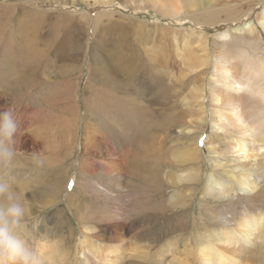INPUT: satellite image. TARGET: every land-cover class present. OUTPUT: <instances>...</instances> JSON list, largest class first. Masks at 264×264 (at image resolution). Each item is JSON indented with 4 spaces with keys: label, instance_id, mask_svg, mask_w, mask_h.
<instances>
[{
    "label": "rangeland",
    "instance_id": "rangeland-1",
    "mask_svg": "<svg viewBox=\"0 0 264 264\" xmlns=\"http://www.w3.org/2000/svg\"><path fill=\"white\" fill-rule=\"evenodd\" d=\"M176 1L0 0V264H199L212 233L264 213V146L237 152L212 102L221 50L264 51V0Z\"/></svg>",
    "mask_w": 264,
    "mask_h": 264
},
{
    "label": "bare ground",
    "instance_id": "bare-ground-1",
    "mask_svg": "<svg viewBox=\"0 0 264 264\" xmlns=\"http://www.w3.org/2000/svg\"><path fill=\"white\" fill-rule=\"evenodd\" d=\"M155 1L160 3L164 13H176L175 8L178 7L177 1L176 6L173 3L174 0ZM94 2H97V0H94ZM192 2L193 4H197V2L199 5L201 4L199 0H192ZM259 20L260 25L264 29V11L259 17ZM241 31L242 34L240 35H243V32H247L248 34H253V32H255L252 25L244 26ZM125 37H127V35ZM123 40L125 41V39ZM196 46L198 48L201 47L202 50L205 49V43L203 42L196 44ZM242 46V42L240 41L237 47L228 49L226 53L222 50L220 51L218 59L215 60L216 74L213 79L217 86L212 93V102L216 109L221 111L216 110L214 112V115L219 117L218 121L227 120L234 131L242 135L241 139L237 141L239 144L237 152L239 153H243L245 147L249 143H251V145L253 144L250 149L251 151H256L264 146V51H259L256 47L251 49L252 56H250L249 49ZM198 48L196 50L193 49V51L191 49H185L188 53H186L184 57L186 63L194 60L196 62L200 61V58L196 55ZM113 54L116 58V53ZM117 57L121 58L118 52ZM29 61L27 62H32ZM230 63H233L235 66H240L241 79H236L238 74L232 66H229ZM109 86L113 89L117 87L115 84L111 83ZM246 116L256 118L253 119V121H249L246 119ZM240 146H242V148ZM244 155H247V153ZM255 157H258V155L255 154ZM253 178L254 177L248 172H241L240 175L235 178L231 177L237 191L240 194H246V196H251L257 192V184ZM225 186L224 183L216 180L214 176H210L207 182V196L209 199H214L215 196L218 197V199H227L230 190L229 188L223 189ZM209 238L211 239L202 242L200 247H198L197 259L199 264H253L256 262V259L261 258L257 257V255L260 256V253L264 250V213L249 214L245 216V218L240 219L238 223L235 224L233 230H220L217 233H212V236ZM42 248L45 249V246ZM48 250L50 252L49 257L51 258L55 251L52 249ZM111 254V252H107L105 255ZM114 254L117 258L118 252H114ZM100 258L104 262L103 264L108 262L104 256H100ZM117 262L118 259L114 261V263L118 264ZM108 263L110 264V262ZM195 263L191 258V262L185 264Z\"/></svg>",
    "mask_w": 264,
    "mask_h": 264
}]
</instances>
